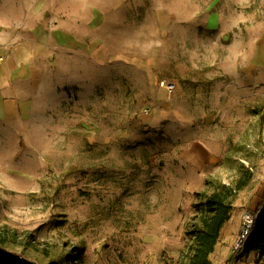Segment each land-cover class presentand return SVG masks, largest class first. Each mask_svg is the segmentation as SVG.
Masks as SVG:
<instances>
[{"label": "rangeland", "instance_id": "rangeland-1", "mask_svg": "<svg viewBox=\"0 0 264 264\" xmlns=\"http://www.w3.org/2000/svg\"><path fill=\"white\" fill-rule=\"evenodd\" d=\"M21 2L70 51L51 62L55 118L0 123L3 247L37 264H185L211 179L244 181L238 234L264 203V0ZM19 5L0 0V16ZM233 241L212 264H264Z\"/></svg>", "mask_w": 264, "mask_h": 264}, {"label": "crops", "instance_id": "crops-1", "mask_svg": "<svg viewBox=\"0 0 264 264\" xmlns=\"http://www.w3.org/2000/svg\"><path fill=\"white\" fill-rule=\"evenodd\" d=\"M21 1L18 12L10 9L13 15L0 16V57L3 58L0 62V123L33 128L40 120L47 125L50 118H55L50 113L49 103L51 62L54 58L63 60V53L70 51L64 40H70L63 28L50 26V17L44 23L39 21L37 13H29L30 18L24 23ZM6 6L7 2L1 8L4 13ZM24 24L30 36L22 35ZM63 79L59 81L65 82ZM226 224L217 242L229 251L224 263L231 254L230 246L237 234V225L228 227ZM215 249L216 246L212 255Z\"/></svg>", "mask_w": 264, "mask_h": 264}, {"label": "trees", "instance_id": "trees-1", "mask_svg": "<svg viewBox=\"0 0 264 264\" xmlns=\"http://www.w3.org/2000/svg\"><path fill=\"white\" fill-rule=\"evenodd\" d=\"M244 183V181H240ZM235 186L218 180H208L209 193H205L200 201L197 212V220L190 231L191 244L186 255L185 264H211L210 255L218 242L223 226L232 216V199L241 184ZM243 185V184H242ZM254 222L248 236L244 239L242 247L244 251L255 252L259 258L264 257V203L253 214ZM3 239H0V264H37L15 254L3 247ZM233 264V256H230ZM229 260V259H227ZM47 264H58L50 262Z\"/></svg>", "mask_w": 264, "mask_h": 264}, {"label": "built area", "instance_id": "built-area-1", "mask_svg": "<svg viewBox=\"0 0 264 264\" xmlns=\"http://www.w3.org/2000/svg\"><path fill=\"white\" fill-rule=\"evenodd\" d=\"M2 57H0V62L2 61ZM254 222L253 214L249 210H244L240 216V225L238 234L235 236L233 244H232V252L237 251V249L241 248L244 239L248 236L251 227Z\"/></svg>", "mask_w": 264, "mask_h": 264}]
</instances>
